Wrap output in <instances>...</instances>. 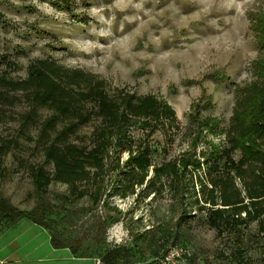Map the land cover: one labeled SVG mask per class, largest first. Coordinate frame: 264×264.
I'll return each mask as SVG.
<instances>
[{"label": "rangeland", "instance_id": "1", "mask_svg": "<svg viewBox=\"0 0 264 264\" xmlns=\"http://www.w3.org/2000/svg\"><path fill=\"white\" fill-rule=\"evenodd\" d=\"M261 14L264 0H0V191L20 208L34 204L30 167L43 163V125L53 113L36 98L47 86L57 90L53 96L80 100L89 112L66 139L87 148L100 124L91 88L98 84L110 101L152 95L173 118L150 119L146 127L134 122L126 129L131 141L124 143L132 151L110 148L104 202L94 206L84 196L71 205V215L56 205L51 216L74 236L93 215L114 216L105 241L126 247L120 264H159L171 248L183 251L179 264H264V213L248 222L242 212L227 221L210 214L218 205L204 202L208 193L200 188V181L209 188L208 166L189 164L177 185L162 176L142 192L144 184L126 196L119 191L126 159L137 148L149 150L148 179L153 166L184 153L202 162L211 146L227 147L238 89L259 79L252 63L264 53L251 22ZM206 118L214 119L211 127H199ZM62 126L47 129V141ZM222 162L217 160L219 168ZM235 187L243 196L238 179ZM66 191L62 182L48 186L49 195ZM69 253L52 248L46 229L25 218L0 231V264H100L96 257L71 259Z\"/></svg>", "mask_w": 264, "mask_h": 264}, {"label": "trees", "instance_id": "2", "mask_svg": "<svg viewBox=\"0 0 264 264\" xmlns=\"http://www.w3.org/2000/svg\"><path fill=\"white\" fill-rule=\"evenodd\" d=\"M252 31L259 51L264 53V14L252 20ZM252 67L259 77L258 81L238 89L241 96L233 108L231 125L227 133L228 145L225 148L211 146L212 149L203 161L184 153L180 157L152 167V175L146 179L151 165L147 147L137 148L136 153H130L126 159V170L122 171L123 181L120 185V195L126 196L135 193V187L144 184L143 189L152 184L155 179L169 176L174 185H177L189 173L188 165L200 168L201 164L208 166L205 172L206 181H200L204 202L218 205L211 209L210 214L228 220L231 215L244 213L246 222L256 220L264 213V57L253 61ZM30 68L29 75H34ZM54 87L47 86V91L36 99L53 109L51 116L44 122V136L46 141L42 146L43 163L30 167V177L34 191V204L30 208H20L0 191V231L13 226L21 218L28 219L43 228L49 234V242L53 248H68L74 257H96L100 264H120L125 255L126 247L118 244L108 246L105 241V229L113 221L114 216L93 215L91 222L85 226L80 236L63 233L57 224L54 208L59 205L70 212L79 199L86 196L91 205L97 206L103 200L104 185L102 173L105 167V157L111 147L119 146L120 150L131 152L127 128L138 122L142 127L149 126L147 121L158 122L160 117H172L173 112L163 102H159L152 95L135 98L123 95L118 101H110L106 93L98 87L90 89V100L97 106L96 115L100 116L99 125L92 131V146H78L69 142L67 137L88 119L89 112H83L79 101L65 99L57 94ZM73 98V97H72ZM108 98V99H107ZM173 118V117H172ZM213 118L201 120V128L211 127ZM60 122L62 128L56 130L52 139H49L47 129H54ZM57 123V124H56ZM151 133L152 130L149 129ZM238 151L239 157L235 160L232 154ZM4 152L0 146V155ZM223 159L222 168L217 164ZM51 164V170L45 167ZM117 167L119 156L116 158ZM238 179L244 190L240 196L235 187ZM52 181L67 185L64 193L49 195L48 186ZM219 199V203H217ZM246 199V201H244ZM56 201L57 203L53 202ZM65 205H68L66 207ZM76 208V207H74ZM77 212L81 210L76 208ZM87 211V210H83ZM231 212V214H230ZM236 220V219H235ZM211 225L217 227V221L212 218Z\"/></svg>", "mask_w": 264, "mask_h": 264}, {"label": "built area", "instance_id": "3", "mask_svg": "<svg viewBox=\"0 0 264 264\" xmlns=\"http://www.w3.org/2000/svg\"><path fill=\"white\" fill-rule=\"evenodd\" d=\"M182 253L181 248H171L159 258V264H179Z\"/></svg>", "mask_w": 264, "mask_h": 264}, {"label": "crops", "instance_id": "4", "mask_svg": "<svg viewBox=\"0 0 264 264\" xmlns=\"http://www.w3.org/2000/svg\"><path fill=\"white\" fill-rule=\"evenodd\" d=\"M32 222V221H31ZM34 223V222H32ZM36 224V223H35ZM38 225V224H37ZM38 227H42L40 225H38ZM47 231V230H46ZM48 237H49V234H48ZM50 243V242H49ZM52 247V246H51ZM53 248V247H52ZM68 249V248H67ZM69 250V249H68ZM70 252V251H69ZM69 256L71 257V259H78V258H83V259H90L89 257H74L71 252L69 253Z\"/></svg>", "mask_w": 264, "mask_h": 264}]
</instances>
